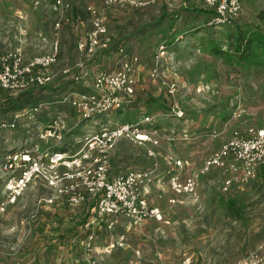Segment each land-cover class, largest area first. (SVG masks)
Wrapping results in <instances>:
<instances>
[{
    "label": "rangeland",
    "instance_id": "1",
    "mask_svg": "<svg viewBox=\"0 0 264 264\" xmlns=\"http://www.w3.org/2000/svg\"><path fill=\"white\" fill-rule=\"evenodd\" d=\"M162 1L142 9L98 6L109 26L111 48L91 56L79 50V44L93 28L87 12L85 25L81 27L73 19L75 25L64 24L57 32L59 16L54 11V0H0V60L20 55L24 65H28L35 58L51 53L56 40L60 43L64 40L66 45L65 53L51 70L54 80L46 87L11 92L0 84V124L9 119L5 112L7 102L18 100L23 94L35 101L25 112L40 109L35 120L25 117L16 129L0 133V204L6 199V182L18 175L16 171L3 172L6 159L28 151L33 159L43 157L44 163V170L24 196L8 212L0 214V264H240L251 254L264 251V167L247 183L235 182L228 192L223 190V183L231 174L220 169L203 173L205 162L235 132L248 137L251 129L264 130V0H242L240 17L223 26L210 25L215 11L202 0H184L200 3L199 6L195 3L194 14L187 10L182 13L202 27L179 41L169 35L166 40L146 45V51L152 52L148 59L151 72L161 44L169 47L172 59L164 64V80L154 81L151 74H141L145 86L138 81L141 88L135 98L138 111L131 112L130 107L127 113L126 110L112 111L86 121L71 105L55 109V102H65L61 97L57 99L62 91H66L67 100L93 93L95 78L101 71L122 68L120 53L118 58L111 57L117 54L120 45L113 22L121 17L122 23L132 10H144ZM187 28L191 27L173 26L171 33L175 35ZM240 33L247 37L244 45L238 43ZM239 46L242 50L246 47L244 55L237 53ZM123 49L129 58L138 56V48L131 53L130 49ZM81 63L85 65L83 69L78 67ZM67 70L71 73L66 74ZM77 76L78 82L74 81ZM171 81L180 85L174 99L167 92L166 83ZM152 100H159V104H152ZM175 100L182 106L183 118L171 113ZM61 113L68 115L63 117ZM155 113L166 116L154 119ZM147 118L151 121L147 122ZM122 124H139L141 129L155 134L161 144L155 148L156 159L148 155V150L153 149L151 144L145 149L135 145L127 147L128 158L119 153L115 155V146L109 153L111 179L125 175L116 174L118 167L127 165L128 172L133 162L134 167L139 165L133 171H153L157 162L155 179L146 197L151 206L165 212L166 220L163 223L149 220L135 226L122 217L114 230H108L107 219L96 220V198L87 197L80 206L70 205L65 197L48 204L46 200L61 196L59 192L73 186L78 185V192L85 194L81 179L85 168L91 166L83 163L70 169L63 163L53 164V156L64 153L72 161L89 139ZM179 161L189 165L179 169L176 167ZM67 174L76 178L69 179ZM174 174L196 178L197 193L177 195L170 190L168 181ZM50 178L56 179V186L49 184ZM58 210L61 212L55 213ZM33 212L39 214L34 217ZM42 221H48L49 225L55 223L57 228L48 229ZM59 234L66 246L61 249L64 255L54 243ZM91 235L96 238L95 251L88 260L85 244ZM111 245H114L112 253H102Z\"/></svg>",
    "mask_w": 264,
    "mask_h": 264
},
{
    "label": "built area",
    "instance_id": "2",
    "mask_svg": "<svg viewBox=\"0 0 264 264\" xmlns=\"http://www.w3.org/2000/svg\"><path fill=\"white\" fill-rule=\"evenodd\" d=\"M54 11L59 16L56 22V30L60 31L64 24L72 22L69 14L71 4L66 0H54ZM160 0H104L106 8L128 6L133 9H142ZM208 8L215 11V17L211 26H223L230 24L240 17L242 13V0H202ZM92 18V31L88 38L79 44V50L94 56L98 52H106L111 48V37L105 18L101 10L95 6L86 9ZM122 56V68L117 71H101L95 78V91L89 94L78 95L71 100H65L80 114L82 119L90 121L96 117L112 111H125L127 106L134 103L139 90H141L135 75V66L140 62L139 57L125 55V50L119 51ZM61 44L59 39L53 45L49 54L32 60L24 65L20 55H10L7 60H0V84L11 92H24L32 88L46 87L54 80L52 68L59 62ZM172 59L169 47L161 44L155 53L154 67L151 78L154 81L164 80L163 68L167 60ZM83 69V63L78 65ZM66 74L71 72L67 70ZM79 76L74 78L78 82ZM167 92L171 98H176L180 91V85L174 81L167 82ZM40 109L35 108L30 112H21L13 116L11 122L0 124V133L16 129L26 117L35 120ZM173 116L183 118L182 106L176 100L173 103ZM150 122V118L146 119ZM51 133V132H50ZM129 140L138 145L151 144L153 149L148 150L149 157L156 159L158 156L155 148L160 141L156 136L140 128L139 124H122L112 130H104L100 135L89 139L81 153L67 160V154H56L53 164L63 163L67 168L81 166L83 163L91 165L86 167L81 179L86 188V193L78 192V185L70 190L59 192L61 196H54L46 200L48 204H54L61 197H65L67 203L72 206H80L87 201V197L98 199L96 220H106V228L114 230L119 218L129 219L135 226H142L146 221L153 220L163 223L166 220L165 212L159 207L150 205L146 192L153 178L158 163L154 164L153 171H130L114 179L110 176V156L120 140ZM172 159V158H171ZM189 165L182 161L176 162V167L183 169ZM264 167V130L249 131L245 137L241 132H235L232 139L217 153L211 156L204 164L203 173H209L214 169L223 170L232 176L223 183V190L230 191L235 182L247 183L252 179L260 167ZM3 172L16 171L17 176L6 182V199L0 204V214L8 212L10 206H14L24 196L34 179L44 170L43 157L32 158L30 152L9 157L3 165ZM69 179L75 176L66 175ZM155 179V178H154ZM49 184L56 186L55 178H50ZM168 186L177 195L193 196L198 191V182L193 177H182V174H174L169 178ZM173 203H175L173 201ZM37 213H32L36 217ZM108 218H111L108 220ZM24 223V222H23ZM95 235H91L86 241L88 260H91L95 251ZM114 245L102 250L104 254L112 253ZM94 262L93 264H95ZM240 264H264V251L251 254Z\"/></svg>",
    "mask_w": 264,
    "mask_h": 264
},
{
    "label": "crops",
    "instance_id": "3",
    "mask_svg": "<svg viewBox=\"0 0 264 264\" xmlns=\"http://www.w3.org/2000/svg\"><path fill=\"white\" fill-rule=\"evenodd\" d=\"M178 1L177 0H163L161 3L154 5V6H150L144 10H132L133 13H129V18L127 20H125L124 22L120 23L121 21H123V18H121V17L117 19V20H119L118 22H117V20L113 22V24L115 26L113 28L115 31V35H116L115 37L118 40V42H120L118 50L120 51L123 48L130 49L129 53L133 52L137 48L139 50L137 53L138 54L137 57L140 58V62L138 64H136V66H135V75H136L137 80L139 81V83L142 87H144L145 85H143V82L141 81V74H144V73H147V74L149 73V75L151 74V69H150L151 60L148 61V59L152 56V52L146 51V48H147L146 45H148L149 42L155 43V42H161L163 40H166L169 37V35H171L170 37H174L177 39V41H179L180 39L183 38L184 35L190 36V34H193V31L196 32L197 30H199L202 27L201 23H198L196 21L195 22L189 21V19H187V17H184L185 15L182 13V10H187L188 12H191L192 10H194L196 8L195 3L197 5L200 3L199 2L192 3L191 1L187 2L184 0H182V1L178 0ZM66 2L71 4L72 10L70 12L71 16H70V14H69V16H70V18L73 17V18H71L73 24H74V20H76V23L79 24V26H81V27H82V25H85V20L88 18V15L86 14V12H87L86 9L89 6L98 7L100 5H104V0H66ZM149 14H152V15L149 16ZM166 16H169V19H166L165 18ZM147 17L149 18L148 21H146ZM173 18L175 19V22L171 21V19H173ZM183 19H184V23H183ZM140 21H141V25L138 24V23H140ZM148 24H150V26H148L147 29H145V26H147ZM186 24H188V26L191 28L190 29L187 28L183 32H178L175 35H173V33H171L173 31L172 26L183 28V26ZM74 25L71 24L70 26H74ZM112 27L113 26L110 25V31H111ZM191 29H192V31H189ZM194 36L196 37L197 35H194ZM125 40H130V41L125 42ZM60 44H61V54L63 55V53H65V49H66V45L64 43V40ZM136 46H137V48H136ZM119 51L117 52V54L115 53V55H113V53H112L113 56H111V57H114V58L117 57L118 58ZM61 54H60V56H61ZM140 56H143V57H140ZM148 80H150L149 76H148ZM64 94H66V91H64V92L62 91L60 93V96H57V99H59L61 97V100H67L66 98H64ZM138 96H139V94L137 95V98H138ZM152 102H154V103H152L154 105L156 103L159 104L158 103L159 100H152ZM48 105L52 106L53 104L49 103ZM54 105H55V109L57 110V108L60 109V108L65 107L64 105H70V104H66V102L60 101V102H55ZM138 105H139V103L137 102V100H135L134 103L129 105L127 108L132 107L131 112L138 111L136 109V108H138ZM127 108H126V113L129 111V110H127ZM6 114H7V118L9 117V119L4 120L2 122L11 121L12 113H6ZM67 115L68 114L61 113V116H63V117H67ZM137 115L138 114L135 113V117H134L135 119H137ZM165 116H166L165 113H157V114L155 113L153 118L159 119V118L165 117ZM36 118H38V115L36 116ZM4 119H6V116L4 117ZM19 125H21V123ZM156 138H157V136H156ZM157 139L160 141V144H161V140L159 138H157ZM130 144H131V146H130ZM134 145H135V147H139L142 149H145L146 147L150 146L149 144L141 146V145H138V144L131 142L129 140L123 139L117 143V145H116V151L117 152L115 151V155H116V153H119L121 157H127V155H128L127 154L128 153L127 147H134ZM121 157H120V159H123ZM116 162H117V158L115 157L114 159H112V165L114 168H115ZM124 162H125V160H124ZM154 164H155V162H154ZM126 167H127V165L125 166V168L124 167L123 168L118 167V171L116 172V174L120 175V174H124V173L127 174L128 172H130V170H128V172L126 171L128 169ZM134 168L139 169V165L134 167V164L132 162L131 171H133L132 169H134ZM60 212H61L60 210H58V212L55 211V213H60ZM47 222L42 221V224H44L45 226L47 225L46 227L48 229L49 228H57V225L55 223H52V225H49V224H47ZM45 232H48V230L45 229ZM61 233H62V235L66 236V232L62 231ZM59 237H60V234H59ZM67 238H69L68 235H67ZM62 241H63V239L61 237L54 240V243H56L55 245L58 246L59 250H61L62 248L64 249L66 247L65 243H63ZM69 243H70V241H69ZM61 252H62L61 254L64 255L63 250H61ZM58 260L60 261V259H58ZM64 260L65 259H63V261ZM77 262H78V260H77ZM65 263H66V261H65Z\"/></svg>",
    "mask_w": 264,
    "mask_h": 264
},
{
    "label": "trees",
    "instance_id": "4",
    "mask_svg": "<svg viewBox=\"0 0 264 264\" xmlns=\"http://www.w3.org/2000/svg\"><path fill=\"white\" fill-rule=\"evenodd\" d=\"M196 11L192 10L191 12H189L190 14H194ZM199 14V13H198ZM216 15V14H215ZM166 19H169V16L165 17ZM164 18V19H165ZM172 22H175V19H171ZM173 27V26H172ZM247 41V37L245 34L240 33L239 37H238V43H240L241 45H244ZM249 42V41H248ZM242 55H244L246 53V47H243V50L241 49V46H239L237 48V53H240ZM223 55H225L223 53ZM23 96H28V94H23L21 95L18 100H9L7 102V108L5 109L6 113H13L14 115L17 113H21V112H25L29 107L32 106V104L35 102L34 100H31L30 98H25ZM13 115V116H14ZM13 116L11 118V121L13 120ZM8 121V122H11Z\"/></svg>",
    "mask_w": 264,
    "mask_h": 264
}]
</instances>
